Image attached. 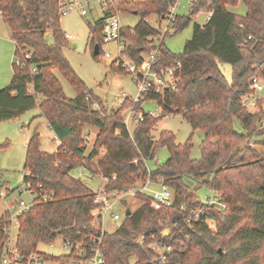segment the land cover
<instances>
[{
	"label": "trees",
	"instance_id": "trees-1",
	"mask_svg": "<svg viewBox=\"0 0 264 264\" xmlns=\"http://www.w3.org/2000/svg\"><path fill=\"white\" fill-rule=\"evenodd\" d=\"M240 1L247 7L243 15L229 9ZM174 2L113 0L103 8V16L89 22L88 42L95 58L102 55L106 18L134 13L139 22L123 27L125 54L140 65L158 48V69L182 65L176 72V88L150 89L139 102L125 99L121 107L109 109L64 53L68 39L61 25V0H0L1 18L15 43L11 81L0 89V122L18 119L39 106L58 140L53 152L41 148L38 132L27 143L23 183L33 200L17 218L16 243L23 254L38 252L67 262L77 246L89 250L102 235L96 191L76 174L84 168L107 177L109 189L129 187L151 175L174 190L172 204L160 209L151 205L149 195L140 194L141 205L125 215L117 229L104 232L106 264H264V97L254 106L242 102L245 94L253 93L252 78H264V0H195L188 15L177 16L174 34L198 13L213 14L205 23H195L180 54L166 46L169 32L161 37L160 28L149 20L152 15L161 20ZM220 63L232 66L231 80ZM111 68L129 73L116 60ZM57 72L73 86L75 97L67 96ZM145 100L157 101L161 116L144 111ZM128 107L142 114L133 131L125 123ZM171 114L183 115L204 131L200 159L191 157V138L179 143L169 130L155 136L161 118ZM89 127L98 132L88 153ZM161 147L169 149L170 158L150 170L147 162ZM194 183L199 185L194 188ZM201 186L216 192L218 202L201 201L197 192ZM12 223L7 210L0 217V251ZM58 236L75 245L71 254L39 251L41 244L53 243ZM152 242L171 246L165 261L156 259Z\"/></svg>",
	"mask_w": 264,
	"mask_h": 264
},
{
	"label": "rangeland",
	"instance_id": "rangeland-1",
	"mask_svg": "<svg viewBox=\"0 0 264 264\" xmlns=\"http://www.w3.org/2000/svg\"><path fill=\"white\" fill-rule=\"evenodd\" d=\"M180 7L176 9L178 14L188 15L191 9L189 0H179ZM88 15H82L77 9L70 11L67 15H63L61 25L66 35H72L73 39L67 40L63 47L66 57L69 59L72 67L79 77L106 103L109 109L119 108L125 101L123 93L130 97H135L138 93V85L131 73H122L113 71L111 63L115 60L116 51L113 44L109 45L112 50L113 57H106L104 51L106 47H102V55L95 58L92 54V46L88 42L89 22H94L104 12L99 4L91 5ZM237 14H245L247 7L244 1H240L237 6L229 8ZM208 12L202 11L193 19L188 27L183 31L175 33V29L171 28L169 34L165 38L166 46L171 52L180 54L186 42L192 38L195 23L203 24L207 21ZM120 19L125 26H135L140 16L134 13H121ZM153 25H157L159 18L152 15L149 18ZM166 21H163V28ZM10 29L3 22L0 16V89L9 85L13 74V62L15 60V43L9 36ZM47 38L52 41V34L48 33ZM220 67L227 77L231 80L233 77V68L228 63H220ZM58 77L62 81L63 88L67 96L75 97L76 91L70 82L57 72ZM264 97V90L258 95ZM129 99V98H127ZM129 108V107H128ZM127 108V109H128ZM125 109L124 114L126 118ZM143 109L146 112L161 116V107L155 100H145ZM127 110V111H126ZM136 123L131 122L129 129L134 130ZM163 130L172 131L179 143H185L191 138L193 148L191 157L200 159L202 157L201 143L205 139V133L201 129H195L181 114H171L162 117L158 123L154 134L159 136ZM40 133L41 148L53 152L58 147V140L54 132L51 130L47 120L41 116L39 106L23 114L20 118L0 122V217L5 211H15L18 208L19 198L27 203L31 202L32 195L25 191L24 188V164L27 153V143L30 137L35 133ZM98 128L89 127L88 153L93 149ZM263 150L261 147H257ZM104 149L100 155L104 153ZM170 151L167 147H161L157 150L153 160H148L147 165L150 170H154L158 165L166 162L170 158ZM82 173L81 177L88 185L97 191L103 183V179L99 175L90 174L86 169L80 168L76 174ZM199 183H194L196 188ZM158 187V185H153ZM198 195L203 202H209L214 191L206 186L198 189ZM130 203H133V210L137 209L142 201L140 198L131 197ZM120 222L114 221L110 216H105L103 227L105 231L112 232L118 228ZM215 225V224H214ZM215 227V226H214ZM19 224L17 220H13L11 226L12 237L17 238ZM64 238L58 236L53 243H44L39 246V251L48 255L59 256L68 252L64 248Z\"/></svg>",
	"mask_w": 264,
	"mask_h": 264
},
{
	"label": "built area",
	"instance_id": "built-area-1",
	"mask_svg": "<svg viewBox=\"0 0 264 264\" xmlns=\"http://www.w3.org/2000/svg\"><path fill=\"white\" fill-rule=\"evenodd\" d=\"M190 5H193L195 0H189ZM113 0H61V11L62 16L67 15L72 10H79L82 15H88L90 12L91 5L93 3L99 4L102 9L107 7L109 3ZM180 7V1L175 0V2L170 6L168 13L163 16L156 27L160 28L162 36L169 32L171 28H174L175 20L179 15L176 9ZM213 12H208L207 20L211 18ZM163 21H166L163 28ZM123 23L120 19L119 13H113L109 15L104 24L103 28V46L106 47L104 51L106 57L112 58V50L109 45L113 44L115 46L116 56L115 60L118 64H121L129 73L134 75V78L138 85V93L135 97H130L128 94L123 93L125 99L129 98L133 102H139L143 99L145 93L150 89H155L156 91H165L166 89L176 88L177 76L176 72L181 68V63L177 66L164 68L159 67V49L156 48L150 54H148L140 65L128 57L125 54V49L128 45L126 36L123 33ZM68 40L73 39L72 35H66ZM161 39V38H160ZM29 56V55H27ZM251 88L253 93L245 94L242 98L244 105L254 106L259 98L258 95L264 90V78L253 77L251 81ZM95 107H99L97 103L94 104ZM128 110V111H127ZM126 111L125 123L127 127H130L132 121L137 122L142 119L141 113H135L134 110L129 107ZM154 115V114H153ZM89 139V136H85ZM81 176L82 173H79ZM103 183L100 188L96 191V215L98 224L101 226L102 235L94 239L89 250L76 247V253L72 257H69L67 262H57L53 259L45 258L41 253L34 252L29 255L23 254L19 247L17 246V238L12 237V232H10V237L5 245L3 251H0V264H106V258L103 251V237L105 229L103 227V222L105 216H110L114 221L120 222L126 215V211L130 208L133 211V203H130L131 197L139 198L140 194H147L151 199V205L155 209H160L164 206H169L174 200V190L163 182L162 178L154 180L151 175L144 182H138L129 187L122 189H109L106 187L108 178L101 176ZM115 178V176L113 177ZM153 185H158V187H153ZM25 191L32 193L25 189ZM212 197H209V203H217L218 196L216 192L213 193ZM33 200V195H32ZM31 202L27 203L23 199L19 198L18 208L15 211L10 210V216L12 220H17L18 216L24 211L28 210L32 206ZM210 227L214 228V222L209 221ZM64 248L68 250L65 254H71L74 251L75 245L71 240L64 239ZM153 250L156 252V259L160 261H165L167 259L168 253L171 251V246L163 243L152 242Z\"/></svg>",
	"mask_w": 264,
	"mask_h": 264
},
{
	"label": "water",
	"instance_id": "water-1",
	"mask_svg": "<svg viewBox=\"0 0 264 264\" xmlns=\"http://www.w3.org/2000/svg\"><path fill=\"white\" fill-rule=\"evenodd\" d=\"M99 53V45L97 44L95 46V54ZM132 214V210L130 208H128V210L126 211V215H131Z\"/></svg>",
	"mask_w": 264,
	"mask_h": 264
},
{
	"label": "crops",
	"instance_id": "crops-1",
	"mask_svg": "<svg viewBox=\"0 0 264 264\" xmlns=\"http://www.w3.org/2000/svg\"><path fill=\"white\" fill-rule=\"evenodd\" d=\"M0 16H1V14H0ZM9 36L11 37V32L9 33ZM11 40H12V38H11ZM13 41V40H12ZM14 42V41H13Z\"/></svg>",
	"mask_w": 264,
	"mask_h": 264
}]
</instances>
